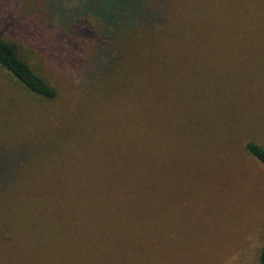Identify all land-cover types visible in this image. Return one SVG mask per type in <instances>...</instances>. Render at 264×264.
Returning a JSON list of instances; mask_svg holds the SVG:
<instances>
[{"label": "rangeland", "instance_id": "374dc122", "mask_svg": "<svg viewBox=\"0 0 264 264\" xmlns=\"http://www.w3.org/2000/svg\"><path fill=\"white\" fill-rule=\"evenodd\" d=\"M142 1L153 29L100 0H0V36L57 91L0 70V264H258L264 17Z\"/></svg>", "mask_w": 264, "mask_h": 264}, {"label": "trees", "instance_id": "16d2710c", "mask_svg": "<svg viewBox=\"0 0 264 264\" xmlns=\"http://www.w3.org/2000/svg\"><path fill=\"white\" fill-rule=\"evenodd\" d=\"M102 1L105 6L104 9L106 10H98L95 12V15L103 19H108V21L112 20L105 17L117 19V22L120 24L114 25L111 23L114 27L120 26L122 28L123 26L130 25V27L137 26L139 28H148L151 26L150 29H153L157 24V17L155 13L151 11L148 13L147 8H145L142 4V0H123L124 3L129 5V7L123 11L121 18L120 15L117 14L119 0H100V2ZM259 1L260 0H247L249 6L251 7L248 10V15L252 20L257 18L256 15L260 17V21L264 17V10H255L252 6L256 5L258 8L262 6V4H259ZM261 1L264 6V0ZM251 24L253 25V21ZM261 25L264 24L261 23ZM0 70L14 79V81H16L25 91L41 98L42 100L52 101L57 97L56 89L32 69V67L20 56L14 45L7 42L1 36ZM245 150L264 166V148L262 146L249 142L246 144ZM139 185H141V183ZM123 195L124 194H122V196ZM258 264H264V246L260 251Z\"/></svg>", "mask_w": 264, "mask_h": 264}]
</instances>
